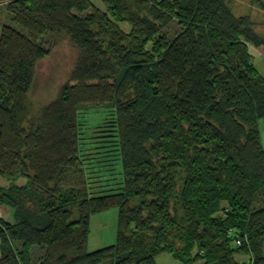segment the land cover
<instances>
[{
    "label": "trees",
    "instance_id": "obj_1",
    "mask_svg": "<svg viewBox=\"0 0 264 264\" xmlns=\"http://www.w3.org/2000/svg\"><path fill=\"white\" fill-rule=\"evenodd\" d=\"M103 3L0 0L15 26L0 23V178L12 181L0 264H264V76L251 54L264 56V36L234 0ZM52 34L80 56L37 115ZM99 107L122 181L86 173L81 113ZM114 208L118 242L89 253L91 216Z\"/></svg>",
    "mask_w": 264,
    "mask_h": 264
},
{
    "label": "rangeland",
    "instance_id": "obj_2",
    "mask_svg": "<svg viewBox=\"0 0 264 264\" xmlns=\"http://www.w3.org/2000/svg\"><path fill=\"white\" fill-rule=\"evenodd\" d=\"M98 8L103 11L107 9L103 0H91ZM264 0H234V9L237 14L249 15L252 22L255 23V31L264 36ZM10 14L6 7H0V23L9 24L13 27L14 24L10 20ZM126 31L130 30L129 27H123ZM46 49L49 51L50 56L46 59L39 61L34 71V81L32 91L29 96L31 111L34 114H40L42 109L50 105L56 100V97L63 88V85L70 78V74L75 68L76 62L79 59L80 53L77 47L70 42V40L60 35H49L44 39ZM251 54L255 68L258 69L260 74L264 76V56L261 55L255 48H251ZM112 111L110 109H103L99 107L86 110L82 114V121L84 124V133L82 134L81 153L84 164H86L87 171L91 180L94 182L100 181V174L104 173L107 177L112 178V169H115L119 174V180L122 181V175L117 163V153L114 151V141L110 138V144L104 145L96 135V128L99 122L103 119H109ZM261 123L262 142L264 145V120ZM28 126L27 124L25 125ZM95 134V135H94ZM100 173V174H99ZM101 174V175H102ZM12 181L1 179L0 183L3 186H8ZM24 179L18 182L22 185ZM105 181L102 180L101 183ZM106 189V188H103ZM1 207V206H0ZM3 207V206H2ZM78 213L76 212V217ZM4 217H8V215ZM119 209L105 211L100 214H94L90 220V236L87 251L92 253L94 251L103 249L105 247L114 246L118 237V224H119Z\"/></svg>",
    "mask_w": 264,
    "mask_h": 264
},
{
    "label": "crops",
    "instance_id": "obj_3",
    "mask_svg": "<svg viewBox=\"0 0 264 264\" xmlns=\"http://www.w3.org/2000/svg\"><path fill=\"white\" fill-rule=\"evenodd\" d=\"M1 258V257H0ZM156 264H181L180 262L176 261L172 254H161L156 259ZM195 264H201V263H195Z\"/></svg>",
    "mask_w": 264,
    "mask_h": 264
},
{
    "label": "built area",
    "instance_id": "obj_4",
    "mask_svg": "<svg viewBox=\"0 0 264 264\" xmlns=\"http://www.w3.org/2000/svg\"><path fill=\"white\" fill-rule=\"evenodd\" d=\"M4 217L3 209L0 207V219ZM241 246L242 245V240H237L236 246Z\"/></svg>",
    "mask_w": 264,
    "mask_h": 264
}]
</instances>
